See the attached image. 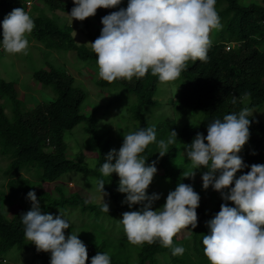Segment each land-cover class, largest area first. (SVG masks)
Masks as SVG:
<instances>
[{"label":"trees","instance_id":"1","mask_svg":"<svg viewBox=\"0 0 264 264\" xmlns=\"http://www.w3.org/2000/svg\"><path fill=\"white\" fill-rule=\"evenodd\" d=\"M27 1L0 0V43L4 18L13 9L25 10ZM39 1L52 11L59 10L65 13H71V9L75 6L73 0ZM34 9L40 11L35 17H31L35 25L32 34L46 49L70 51L78 60L98 66L97 55L92 50L91 43L101 34L102 18L116 12L115 8H98L94 16L82 21L81 31L90 41L89 48L74 41L68 26L61 28L53 19L40 13L44 8L35 7ZM215 10L222 27L216 32V40L211 42L207 52L208 60L206 62L187 61L185 70L179 76L185 79L184 83L174 99H171L176 115H181L183 112H200L198 124H184L178 128L173 126V122L150 125L146 115L152 107L159 106L158 100L155 99L159 79L151 74V70L143 78L134 76L131 81L117 79L108 83L100 78L96 83L103 88L123 87V92L119 93L115 100L111 99L109 104L119 101L127 93L136 96L137 102L129 109L131 118L136 122V131L152 126H155L156 131V142L149 144L140 154L146 159V166L156 161L155 167L163 170V179L174 189L179 183H184L192 186L196 193L193 180L184 178L185 168L179 166L173 169L169 166V160L175 149L174 144L169 145L166 155L161 158L155 157L154 153L158 150L159 141L166 142L170 132L174 130L177 133V139L186 148L198 133L206 137L208 124L214 120H222L228 114L238 115L245 107L261 108L264 105V0L247 4L240 0H216ZM90 18L97 24L94 32L90 29ZM32 77L43 87L52 86L56 97L36 103L28 109H25V104L19 99V91L15 83L0 78V155L7 159L1 176L5 178V185L10 191L7 196L0 191V260L10 249L16 247L19 250L31 249L40 260L50 262L51 255L37 252L36 246L25 238V226L22 223L21 214L26 212L19 208L12 217H8L3 209V203L7 199L18 196L24 199L30 191H34L39 201H44L46 198L49 200L45 204L46 210L67 202L80 206L83 212L92 211L97 216L105 213L101 210L103 203H90L76 194L64 195L59 187L57 188L58 197H51L46 191L39 192L36 186L54 182L70 171L94 176L97 178L96 181L104 180L100 172V162L102 161L101 151L106 147V143L100 146L97 164L93 167L67 157L63 133L84 121V131L95 136L94 112L88 116L80 112L86 96L85 92L74 85V78L65 71L55 67L37 69ZM234 98L235 103H233ZM6 108L11 112L10 117L5 113ZM249 118L251 120L250 137L241 152L237 154L247 167L239 170L234 180L249 172L251 165L264 164V122L255 115ZM205 143H207L206 140ZM32 170L36 172L38 182L35 186L27 177ZM119 179V176L113 173L109 186L106 184L104 186L105 192L110 197L109 214L113 215V218H122L124 212L139 211L138 208L141 205L136 204L129 208L127 203L121 201L122 193L118 191ZM234 186L233 182L229 190ZM224 203L229 207H235L233 202L221 200L213 209L206 211L203 202L199 201L196 209L197 226L195 228L189 226V235L182 238L187 247L186 250L192 251L197 258L195 264L208 263L204 254L203 236L210 234L207 222L218 214L221 204ZM64 231L67 237L66 230ZM119 239L122 243H129L125 233L121 234ZM82 242L86 245L88 253L86 264H91L92 257L102 252L105 244L95 247L92 242ZM176 242L177 239L174 236L171 248L163 247L159 240L152 244L137 245L136 260L133 253L132 257L129 255L130 260L127 257L124 260L113 259L110 264H187L183 260L188 255L185 251L183 257L172 254V248ZM164 257L167 259L163 260Z\"/></svg>","mask_w":264,"mask_h":264},{"label":"clouds","instance_id":"2","mask_svg":"<svg viewBox=\"0 0 264 264\" xmlns=\"http://www.w3.org/2000/svg\"><path fill=\"white\" fill-rule=\"evenodd\" d=\"M35 1H27L25 10L13 9L4 18L0 48L6 53L27 54L26 36L35 26L31 17L37 15L32 11L39 8L32 4ZM73 2L72 21H84L94 16L98 8L117 10L102 18L101 34L91 43L97 55L99 77L108 83L117 79L131 81L134 76L143 78L149 70L162 83L174 81L185 70L187 61L208 60L210 32L222 27L215 10L216 0H129L126 9L115 7L121 0ZM252 114L245 107L238 115L228 114L222 120H214L208 124L206 137L198 133L185 148L194 171L185 173L184 178L194 177L195 170L207 168L202 175L203 188L211 185L223 200L235 205L221 204L218 214L207 222L210 234L203 236L202 243L211 264H264V164L251 165L249 172L234 180L235 174L247 167L237 154L249 140ZM176 140L177 133L173 130L166 142L159 141L160 157L168 153L169 145ZM154 142L155 126L124 135L121 148L107 154L100 171L104 177L112 173L119 176L118 191L127 194L124 203L129 208L143 205L139 211L122 214L120 222L129 243L143 245L159 240L163 247L171 248L173 237L181 229L197 226L200 197L192 186L179 183L169 192L163 207L153 210L160 195L149 196L146 190L157 172L156 161L146 166V159L140 154ZM233 182L235 186L225 193L223 190ZM104 186V180L97 181V190L103 198L108 195ZM27 197L32 208L21 214V219L25 238L36 246L37 252H50V264H86V245L78 238L79 234L71 232L65 236L64 230L70 224L62 214L55 218L41 214L36 193L30 191ZM101 210L109 213L104 199ZM184 251L182 246L172 248L174 256L183 255ZM91 264H110V256L98 252Z\"/></svg>","mask_w":264,"mask_h":264},{"label":"rangeland","instance_id":"3","mask_svg":"<svg viewBox=\"0 0 264 264\" xmlns=\"http://www.w3.org/2000/svg\"><path fill=\"white\" fill-rule=\"evenodd\" d=\"M28 1L30 3L31 0ZM240 1L246 4L260 2V0ZM128 3L129 0H121V3L115 7L118 9H126ZM32 4L39 8L44 7L43 3L38 0L34 3L32 2ZM31 10L32 9H30V14H32ZM32 12L34 15L39 13L35 9ZM40 13L53 19L61 28H66L68 26L77 44L88 48L90 47V41L81 31L82 21L75 19L72 21L70 13L59 10L52 11L46 7H44V10ZM90 19V29L94 32L97 24L92 18ZM217 31L218 29L211 30V42L216 40ZM26 38L28 40L26 55L23 53L8 54L3 50V47L0 48V78L7 82L11 81L15 83L19 91V99L25 104V109H28L36 103L49 101L56 97L55 90L52 86L43 87L42 84L34 81L32 74L35 70L55 67L70 74L74 78V85L82 88L86 95L81 105L80 112L85 116L94 112L95 136L84 131V121L79 122L71 130H66L63 133V139L66 144L67 157L79 160L88 167H93L97 164L100 146L106 143V147L101 151L102 161L100 162V166H102V164L106 162L105 158L111 150L115 149L117 152L119 151L124 142V135L136 132V122L131 118L129 111L131 106L137 102L136 96L127 93L124 94L119 101L109 104L111 99L115 100L117 95L123 92V87L112 86L103 88L97 85L96 83L98 79H100L97 65L78 60L70 51L46 49L43 44L33 36L32 32L28 34ZM184 80L185 79L182 77H178L171 82L162 83L159 81L155 94V99L158 100L159 106L152 107L146 115L150 125L173 122V126L178 128L184 124H198L200 112H183L181 115H176L173 111L171 99H174L175 95L182 87ZM95 107H97V109H94ZM250 109L253 112L252 115H255L264 122V105L261 108L254 107ZM5 113L9 117L11 116V112L8 108H6ZM96 138H98V140H96ZM174 147L173 156L169 160V166L173 169L182 166L185 168L186 173L194 171L191 161L188 160L185 155V148L181 141L177 139L174 143ZM159 151L160 149L158 148L154 153L156 158H161ZM6 161V157L0 155V191L4 192L7 196L10 191L5 185V178L1 176V171ZM114 162L113 160V163ZM162 171V169L157 168V172L149 188L146 190L149 196L153 193L160 195V199L155 201L152 206L153 210L162 208L169 192L175 190L163 179ZM206 171H208V169L202 167L195 170L194 177L188 178L193 180L194 188L200 200L203 202L204 209L209 211L216 206L218 201L223 199L221 193L214 190L211 185L206 190L203 188L202 175ZM29 173L27 177H29L31 183L35 186V184H38L35 176L36 172L32 170ZM112 174L109 177H104L102 174L107 186L110 184ZM96 179L97 178L94 176H86L80 172L70 171L63 174L54 182L38 184L36 189L39 192H48L51 197H58L59 193L57 188L59 187L64 195L76 194V196L84 198L90 203H103V199L106 203H109L110 197L106 195L103 198V194L97 190ZM223 191L227 193L230 190L228 188ZM126 195V193H122L121 201H125ZM48 201L47 198L44 201H39L41 214H51L55 218L61 213L63 218L70 224V227L66 229L67 235H70L71 232L79 234L78 238L81 241L92 242L95 247L105 244L101 253H107L110 256V261H113V259L124 260L126 257L130 260L129 255L132 257L133 253L135 255V260L137 259L136 250L138 246L131 243H122L119 239V236L125 233L124 227L120 223L122 218H113V215L109 213H101L97 216L96 213L92 211L86 210L83 212L80 206L67 202L46 210L44 208ZM142 207L143 205L141 204L138 210ZM19 208H22L25 212L31 210V200L28 199L27 196H25L24 199L18 196L14 199H7L3 203V209L6 211L5 213L8 217H12ZM188 235V228L181 229V231L175 235L177 242L173 248L177 246L184 247L185 252L188 254L187 257H184V262L187 264H195L197 258L192 251L189 249L186 250L187 247L182 240V238ZM41 252L48 256L51 255L50 252ZM176 256L183 257L182 255ZM168 257L170 258L169 255ZM162 259L164 260L167 258L164 257ZM0 264H50V262L40 260L39 256H36L31 249L19 250L13 247L6 253L4 258L0 260ZM207 264H211V262L208 260Z\"/></svg>","mask_w":264,"mask_h":264}]
</instances>
